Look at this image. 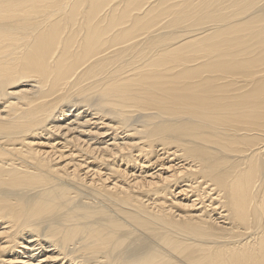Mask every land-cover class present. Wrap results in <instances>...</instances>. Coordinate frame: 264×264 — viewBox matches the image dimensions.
Returning a JSON list of instances; mask_svg holds the SVG:
<instances>
[{
    "label": "bare ground",
    "instance_id": "bare-ground-1",
    "mask_svg": "<svg viewBox=\"0 0 264 264\" xmlns=\"http://www.w3.org/2000/svg\"><path fill=\"white\" fill-rule=\"evenodd\" d=\"M0 264H264V0H0Z\"/></svg>",
    "mask_w": 264,
    "mask_h": 264
}]
</instances>
